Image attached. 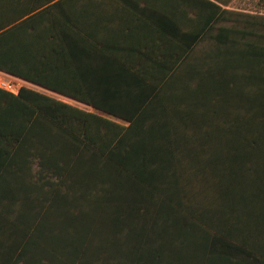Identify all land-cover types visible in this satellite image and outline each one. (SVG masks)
<instances>
[{"label":"trees","instance_id":"16d2710c","mask_svg":"<svg viewBox=\"0 0 264 264\" xmlns=\"http://www.w3.org/2000/svg\"><path fill=\"white\" fill-rule=\"evenodd\" d=\"M202 1L194 8L206 14L209 28L220 19V44L226 46L220 66V112L227 115L220 117V126L240 128L235 136L251 145V152L232 146L222 156L232 162L220 166V220L202 215L200 221L220 234L221 260L264 264V16L233 21L234 15L249 14ZM38 9L23 1L0 0V70L84 101L129 125L31 88H22L18 95L0 89V264H25L28 254L50 253L39 244L41 222L47 210L60 206L71 214L72 208L66 195H47L43 179L50 172L62 177L50 185L71 188L65 184L71 182L74 166L86 169L94 164L106 170L103 179L115 183L122 177L135 186L133 191L161 194L165 218L169 208H186L169 198V150L163 149L168 135L162 131L153 136V121L142 115L156 109L157 99L167 91L136 71H126L112 55H88V45L82 42L86 38L66 29L79 24L51 19L45 32ZM242 42L244 48L239 49ZM81 51L74 67L60 59Z\"/></svg>","mask_w":264,"mask_h":264},{"label":"crops","instance_id":"0c3cea01","mask_svg":"<svg viewBox=\"0 0 264 264\" xmlns=\"http://www.w3.org/2000/svg\"><path fill=\"white\" fill-rule=\"evenodd\" d=\"M20 1L40 8L36 12L45 32L51 19L79 24L66 29L86 38L82 42L88 45V55H112L126 71L133 70L128 62L134 56L169 55V61L148 57L154 70L167 72L162 80L149 82L167 94L157 99L156 109L153 106L142 115L153 121V136L162 131L168 135L169 144L163 149L169 150V198L186 207L169 208L165 218L159 207L161 194L133 191L135 186L122 177L115 183L105 180L106 170L94 164L86 169L77 167L71 188L57 185L46 189L47 195H66L72 201L71 218H66L64 207L57 206L50 213L47 210L40 225L39 244L50 253L28 254L25 264H233L220 259L218 231L200 221L208 215L220 220V166L232 162L222 156L232 146L251 152V145L241 144L235 136L240 128L220 126V117L227 115L220 112V66L225 50L220 44V20L209 28L207 16L187 14L195 5H202V0ZM213 1L237 10L243 7L241 0ZM249 1L250 6L252 1L255 6H264V0ZM257 14L264 16L253 13L232 18L246 22ZM82 55L83 51L60 59L71 60L74 67ZM236 64L239 69L241 63ZM0 74L15 76L2 70ZM28 84L50 96L67 97L36 83ZM166 106L168 110H164ZM90 107L125 127L129 125L124 119ZM161 162L157 161V166ZM216 228L220 229V222Z\"/></svg>","mask_w":264,"mask_h":264},{"label":"rangeland","instance_id":"374dc122","mask_svg":"<svg viewBox=\"0 0 264 264\" xmlns=\"http://www.w3.org/2000/svg\"><path fill=\"white\" fill-rule=\"evenodd\" d=\"M243 2L245 4H243ZM254 2L255 1H252V5L250 6L249 3H251V1H249V0H241L240 3H241V6H243V7L240 8V9H242V10H237L235 7H226V8L231 9V10H234V11L246 12L248 14L264 13V6H262V7L255 6L253 4ZM237 6H238V4H237ZM243 9L244 10H247V11H243ZM250 11H252L253 13H251ZM187 14L189 16L194 17V18L195 17L197 18L198 16L202 15V14H199L197 8L196 9L193 8V9L189 10L187 12ZM203 16H206V14H204ZM230 22H233V21H230ZM222 23H223V21H222ZM159 41L160 42H163L165 40L164 39H160ZM222 45L225 46L224 44H222ZM243 45H244V43L242 42L240 46H243ZM148 57L155 58V60L162 59V61H169L170 60V57H169L168 54H164L163 56L150 55V56H147V57L134 56L133 58H131V60H129V62H128L129 63V66L133 70H135L136 72H138L139 74H141L144 78L149 79L150 81L155 82V81H159L160 79L162 80L167 75V72L166 71H162V70H154L153 67L151 65H149V64H151V60ZM179 57L180 56H177V59ZM65 65L67 67H72L73 66V62L71 60H69V61L65 62ZM50 94H51V96L53 98L58 99V100L63 101V102H66L68 104H71V105H73L75 107H78L80 109H83V110H86V111H91V112H96L88 104H86V103L85 104L84 103H79L78 101H76L72 97H69V96L65 97V96H61V95L59 96V95L54 94V93H50ZM109 119H112V118H109ZM112 120H114V119H112ZM115 122L119 123L117 120H115ZM38 169H39V165L36 162L34 164V171H36L37 177H39L38 176V173H39L38 172ZM76 169H77V166H74V169H73V172H72L73 174H72L71 182L66 183L65 185H70V186L72 185L73 179H74V175L76 173ZM61 178H62L61 176H57V175L53 174L52 172H50L49 175H45L44 176V179L43 180H46V181L43 184H44L45 188L46 187L47 188H50L52 186L55 187V186H57L56 184L50 185L49 183L50 182L57 183V182L60 181ZM40 183H42L41 180H40Z\"/></svg>","mask_w":264,"mask_h":264},{"label":"built area","instance_id":"2783aa9c","mask_svg":"<svg viewBox=\"0 0 264 264\" xmlns=\"http://www.w3.org/2000/svg\"><path fill=\"white\" fill-rule=\"evenodd\" d=\"M25 87L33 89L28 84V81L21 77L0 74V89L18 95L21 89Z\"/></svg>","mask_w":264,"mask_h":264}]
</instances>
